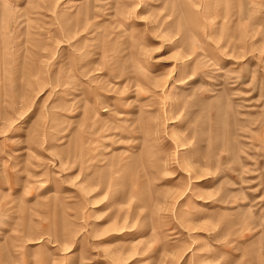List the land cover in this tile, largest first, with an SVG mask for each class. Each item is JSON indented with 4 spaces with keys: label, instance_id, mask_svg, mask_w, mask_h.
<instances>
[{
    "label": "rangeland",
    "instance_id": "rangeland-1",
    "mask_svg": "<svg viewBox=\"0 0 264 264\" xmlns=\"http://www.w3.org/2000/svg\"><path fill=\"white\" fill-rule=\"evenodd\" d=\"M0 264H264V0H0Z\"/></svg>",
    "mask_w": 264,
    "mask_h": 264
}]
</instances>
